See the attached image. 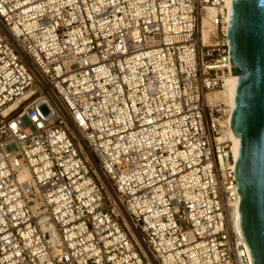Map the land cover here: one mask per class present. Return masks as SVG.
<instances>
[{
  "label": "built area",
  "instance_id": "1",
  "mask_svg": "<svg viewBox=\"0 0 264 264\" xmlns=\"http://www.w3.org/2000/svg\"><path fill=\"white\" fill-rule=\"evenodd\" d=\"M231 2L0 0V264H252Z\"/></svg>",
  "mask_w": 264,
  "mask_h": 264
},
{
  "label": "water",
  "instance_id": "2",
  "mask_svg": "<svg viewBox=\"0 0 264 264\" xmlns=\"http://www.w3.org/2000/svg\"><path fill=\"white\" fill-rule=\"evenodd\" d=\"M228 23L234 87L231 128L242 235L252 264H264V0H232Z\"/></svg>",
  "mask_w": 264,
  "mask_h": 264
},
{
  "label": "bare ground",
  "instance_id": "3",
  "mask_svg": "<svg viewBox=\"0 0 264 264\" xmlns=\"http://www.w3.org/2000/svg\"><path fill=\"white\" fill-rule=\"evenodd\" d=\"M226 8L228 11V18L230 19L232 14V5L230 3L226 4ZM207 15L203 19V25L204 27H209V18L214 14L215 11L213 9H207ZM206 38V32L204 33ZM239 77L238 75H235L233 73H230L224 78V81L222 83V86L218 90H214L211 92H208L205 95V99L209 104H218L221 103L225 104L227 106V112L225 117L220 120L221 122V138H227L230 140V148H232L233 156L235 161L237 160L238 153H239V145H240V137H236L233 128H231V122H232V114L235 108H233V95H234V87L236 83V79ZM238 204V203H237ZM240 216V212L238 210V218Z\"/></svg>",
  "mask_w": 264,
  "mask_h": 264
},
{
  "label": "rangeland",
  "instance_id": "4",
  "mask_svg": "<svg viewBox=\"0 0 264 264\" xmlns=\"http://www.w3.org/2000/svg\"><path fill=\"white\" fill-rule=\"evenodd\" d=\"M221 106H222V108L224 109V111H225V115H226V112H227V106L225 105V104H223V103H221L220 104ZM41 110H42V112L44 113V112H46V108L45 107H42L41 108ZM225 117V116H224Z\"/></svg>",
  "mask_w": 264,
  "mask_h": 264
}]
</instances>
